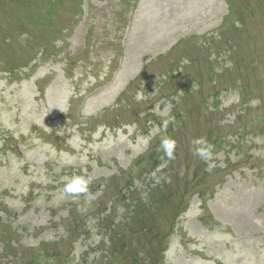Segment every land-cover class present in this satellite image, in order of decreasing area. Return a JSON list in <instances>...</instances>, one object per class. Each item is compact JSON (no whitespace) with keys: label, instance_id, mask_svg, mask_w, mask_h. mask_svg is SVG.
<instances>
[{"label":"rangeland","instance_id":"374dc122","mask_svg":"<svg viewBox=\"0 0 264 264\" xmlns=\"http://www.w3.org/2000/svg\"><path fill=\"white\" fill-rule=\"evenodd\" d=\"M0 264H264V0H0Z\"/></svg>","mask_w":264,"mask_h":264},{"label":"clouds","instance_id":"9594fccd","mask_svg":"<svg viewBox=\"0 0 264 264\" xmlns=\"http://www.w3.org/2000/svg\"><path fill=\"white\" fill-rule=\"evenodd\" d=\"M165 147H166L167 149H171V148L173 147V145H171V144H167V145H165ZM198 154L201 155V156H204V157L207 156V153H205V152H200V153H198ZM169 155H171V153H169Z\"/></svg>","mask_w":264,"mask_h":264}]
</instances>
